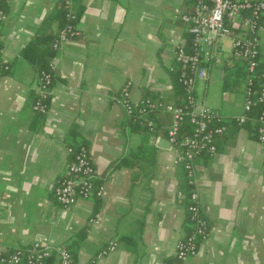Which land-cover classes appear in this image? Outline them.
Segmentation results:
<instances>
[{"label": "crops", "instance_id": "1", "mask_svg": "<svg viewBox=\"0 0 264 264\" xmlns=\"http://www.w3.org/2000/svg\"><path fill=\"white\" fill-rule=\"evenodd\" d=\"M70 1L77 35L56 51L44 115L32 109L38 70L30 43L58 0L3 1L0 57L10 70L0 76V247L25 249L47 237L67 248L73 264H166L191 223L185 173L175 151L159 146L172 115L156 110L155 132L143 131L115 98L128 84L133 102L178 103L173 50L189 35L174 10L191 12L195 0ZM58 28L52 21L47 30ZM258 36L264 64V18ZM223 39L228 51L215 42L221 63L209 61L208 79L195 89L197 103L227 123L216 153L195 159L208 236L182 264H264V144L234 124L244 82L235 90L225 83L238 64L230 67L231 41ZM81 145L104 192L65 210L53 189L66 175L67 148ZM112 242L116 249L102 254Z\"/></svg>", "mask_w": 264, "mask_h": 264}, {"label": "built area", "instance_id": "2", "mask_svg": "<svg viewBox=\"0 0 264 264\" xmlns=\"http://www.w3.org/2000/svg\"><path fill=\"white\" fill-rule=\"evenodd\" d=\"M0 0V24L6 19V12ZM68 9L66 16L75 19L70 10L71 1L66 0ZM174 17L187 25L189 44L174 45V60L178 72L177 81L183 92V105H164L158 101L144 100L133 102L130 99L129 85L120 91L115 103L126 115L155 132V123L150 115L158 109H163L172 115V124L167 132L166 140L175 151L174 164L180 166L186 177V182L192 190L189 192L186 210L193 227L186 236L179 240L172 259L166 264H182L186 259L194 257L199 245L208 236V223L203 219L199 197L194 189L196 183L195 159L206 153L212 156L216 153L215 139L224 135L227 124L223 116L197 103L195 97L196 84L208 79L209 61L217 64L221 60L212 55V49L217 40L228 38L231 41L229 65L244 66L243 114L234 119L238 126L249 121V114L254 107L260 105L257 117V140L264 144V73L258 74L259 66V36L261 20L264 18V0H195L191 12H182L176 8ZM77 35L75 24H69L59 32L53 42V48L71 41ZM10 66L0 57V76L8 73ZM53 62L46 69L37 73V89L32 103L35 113L44 115L48 111V100L53 83ZM260 79V84H259ZM190 125L188 134H181L183 123ZM69 159L65 165L66 175L59 179L53 189L54 200L65 210L71 209L79 201L101 198L104 185L98 181L97 171L93 167L84 146L68 147ZM97 223V217L89 220ZM117 247L112 242L102 252L106 254ZM0 264H73L72 256L65 246L51 245L47 237H42L27 248H16L5 251L0 247Z\"/></svg>", "mask_w": 264, "mask_h": 264}, {"label": "trees", "instance_id": "3", "mask_svg": "<svg viewBox=\"0 0 264 264\" xmlns=\"http://www.w3.org/2000/svg\"><path fill=\"white\" fill-rule=\"evenodd\" d=\"M65 2L66 0H58L57 5L54 9V13L47 16V18L45 19V26L39 29V31L34 35L30 43L31 45L35 46V48L37 49V55L34 58L33 62L38 72L43 69H46L49 63L53 62L54 58L56 57L57 50L53 48V42L55 41V39H57L59 32L62 31L69 24H74L75 22V19L72 20L66 16L68 9L65 5ZM52 21H57L59 25L58 31L54 33V35L49 33L47 30L48 25ZM261 73H264V64H260L259 62L258 74L260 75ZM177 75L178 72L176 70L174 72L175 87L177 90V97H178V103H176V106H181L183 105L184 92L177 81ZM244 77H245L244 66L239 64L235 66L234 69L229 71V75L225 77V83H227L228 88L235 90L236 88H238L240 82L242 83L244 82ZM260 82L261 81L259 79V84ZM260 109H261L260 105L254 107L251 113L249 114L250 117L249 121H247L243 126H238L234 122V124L237 125L236 127H244V126L247 127L255 139H257V129H258L257 117L260 114ZM131 121L133 122L132 119ZM133 124L136 125L135 127L140 128L143 131H147L146 127L140 126L136 122H133ZM189 132H190V125L187 121H185L181 128V134H188ZM215 143H216V139H215ZM200 155H207V154L201 153ZM191 190L192 187L188 186V191L190 192ZM193 225H194L193 223H190L189 231H191Z\"/></svg>", "mask_w": 264, "mask_h": 264}, {"label": "water", "instance_id": "4", "mask_svg": "<svg viewBox=\"0 0 264 264\" xmlns=\"http://www.w3.org/2000/svg\"><path fill=\"white\" fill-rule=\"evenodd\" d=\"M159 146L165 148V147H170V144L168 143V141L166 139H160L159 140Z\"/></svg>", "mask_w": 264, "mask_h": 264}, {"label": "rangeland", "instance_id": "5", "mask_svg": "<svg viewBox=\"0 0 264 264\" xmlns=\"http://www.w3.org/2000/svg\"><path fill=\"white\" fill-rule=\"evenodd\" d=\"M221 43H222L221 48H223L225 51H228L229 41L226 39H222Z\"/></svg>", "mask_w": 264, "mask_h": 264}]
</instances>
